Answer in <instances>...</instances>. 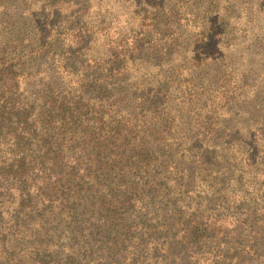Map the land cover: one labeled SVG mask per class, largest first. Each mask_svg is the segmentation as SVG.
Here are the masks:
<instances>
[{"label":"trees","instance_id":"obj_1","mask_svg":"<svg viewBox=\"0 0 264 264\" xmlns=\"http://www.w3.org/2000/svg\"><path fill=\"white\" fill-rule=\"evenodd\" d=\"M150 13L175 58L0 40V264H264V109Z\"/></svg>","mask_w":264,"mask_h":264},{"label":"rangeland","instance_id":"obj_2","mask_svg":"<svg viewBox=\"0 0 264 264\" xmlns=\"http://www.w3.org/2000/svg\"><path fill=\"white\" fill-rule=\"evenodd\" d=\"M150 11H169L178 28L177 40L185 46L195 42L192 48L198 51L202 37L197 27L201 24L202 30L211 24L213 33L206 51L227 62L223 67H207V74L220 80L222 94H239L233 106L241 111L238 116L242 121L246 118L243 111L264 109V0H0V40L26 45L44 30L43 39L88 44L91 52L83 60L103 62L114 54L128 58L131 51L137 60H153L157 54H165L163 60L175 58L170 50L154 49L172 39L152 33L165 28L158 26L160 20H154ZM202 11L213 13L209 24L203 17L198 20ZM148 12L147 20L142 22Z\"/></svg>","mask_w":264,"mask_h":264}]
</instances>
